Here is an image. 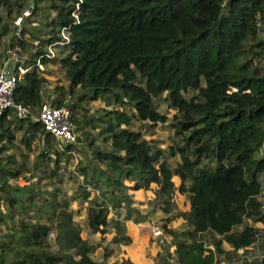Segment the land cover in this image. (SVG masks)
<instances>
[{"label":"trees","instance_id":"1","mask_svg":"<svg viewBox=\"0 0 264 264\" xmlns=\"http://www.w3.org/2000/svg\"><path fill=\"white\" fill-rule=\"evenodd\" d=\"M21 2L0 0V9L10 16ZM32 5L36 13L46 7L48 17L54 16L46 25L50 37L26 61L32 70L16 83L15 103L31 111L42 106L46 79L38 66L55 61L56 56H46L47 47L58 43L70 92H83L79 103L103 99L134 113L129 117L115 109L96 117L104 123L101 134L110 150L94 155L104 168L79 169L89 191L79 187L70 198L58 188L35 187L26 175L52 161L45 173L53 179L76 147L69 143L58 149L63 143L31 117L19 119L11 110L0 116V264H104L92 258L95 246L81 238L78 210L71 203L80 196L87 202L91 234L114 231L112 241L127 245L124 222L141 215L127 190L147 191L152 184L157 186L154 202L165 214L172 211L175 191L189 197L190 209L167 216L162 225L177 264H218L215 255L223 243L233 251L251 247L259 231L245 221L264 219L259 200L264 176V154L259 155L264 147V0H32ZM6 30L2 34L8 35ZM18 44L24 48L22 41ZM189 91L196 94L188 97ZM163 94L168 109L175 111L170 121L155 108V99ZM53 106L61 108L62 101ZM132 118L150 125L169 121L179 141L165 150L156 139L131 130ZM71 122L80 127L75 119ZM17 130L23 132L18 141ZM39 142L32 160L21 152L22 147L32 153V144ZM168 158H178L174 168ZM174 176L180 179L178 187ZM21 177L28 183L21 184ZM176 218L188 228L168 227ZM206 235L218 238L213 249L206 246ZM138 257L133 254L137 263ZM162 264L168 263L164 259ZM253 264H264V259Z\"/></svg>","mask_w":264,"mask_h":264},{"label":"rangeland","instance_id":"2","mask_svg":"<svg viewBox=\"0 0 264 264\" xmlns=\"http://www.w3.org/2000/svg\"><path fill=\"white\" fill-rule=\"evenodd\" d=\"M21 5L22 7H14L10 11V16H8V12H6L4 8L0 9V68L3 61L10 58L11 55L8 54L9 52L14 53V58L10 60L12 66L20 65L24 67L27 65L26 67H30L26 61L32 59L33 54L42 47V41L50 37V35L48 36V31H50V29H48L46 25L50 22L54 13L51 14V18L50 16L48 17L49 13L46 7L39 13H36L32 5V0H23ZM31 5L32 9L30 16L25 18L19 25H16L15 21L17 18L26 13ZM4 28H7L6 32L8 31V35L2 34ZM31 33L35 34L37 38L33 39ZM9 37L10 39H13L12 48L8 47ZM18 41L23 42L24 48L18 44ZM59 48L60 47L52 48L54 55L56 56L55 61L51 59L48 64L38 66L40 74L46 79L42 86L43 104L53 106L55 100H61V108H67L71 113V118L79 123L80 127L78 129L74 126L77 141L72 143L77 150H73L70 155H67L68 158L64 157V159H62L58 175L53 179H49V174L45 173L49 172V167L53 164L52 161L50 163L43 162L41 164V170L35 171L31 177H29V175H26V177L29 178V182L35 187H41L42 189L58 188L60 193L67 198H70L75 195L76 192L81 191V188L89 191L79 169L85 165L90 166L91 169L95 167L104 168L102 164L94 159V155L98 150H110L108 139L106 140L104 134H101L104 123L98 121L96 117L102 115L103 111L115 109L123 110L129 117H132L134 112L128 106L120 108L109 105L108 101L103 99L96 101L86 100L79 103V96L83 92L79 88H75L73 93L70 92L64 70L61 68L59 62L60 58L64 57V54L59 53ZM43 49H45L44 46ZM31 70L32 68H30V71ZM195 94V92L189 91L186 96L191 97ZM165 96L166 94H163L160 98L155 99V108L162 115L168 117L170 121L175 114V111L168 109L167 103L164 101ZM77 103L80 105H77ZM37 115V109L32 110L31 119L36 121ZM169 121L165 124L159 123L157 125H150L132 118L130 129L142 131L146 139H156L159 142V146L167 150L170 146L179 141V139L175 137L173 130L170 128ZM122 127H124V125ZM22 135L23 132H20L19 130L17 132V141ZM40 146L41 142L33 143L32 153H29L22 147L21 152L28 153L30 160H32L34 156L38 154V147ZM57 147L62 150L64 149V144L57 145ZM12 151L15 150H11L10 153H12ZM260 154H264V147L259 152V155ZM168 159L170 165L174 168L178 162V158ZM172 180L175 185H180V179L178 177L174 176ZM260 180L263 182L264 186V176L261 177ZM27 181L28 180L23 177L19 179L21 184H26L28 183ZM187 186H189V182L187 183ZM156 189L157 186L152 184L150 189L147 190L146 195H144L143 200H135L137 205L134 206L139 207L138 210L141 215L140 217L134 216L132 221L135 223L134 229L137 230V234L139 235V243L136 239L137 234L130 232V234L134 235V241H132L131 238L130 243L127 244V246L125 244H116L112 241L114 232L104 235H101L100 233L91 234L86 226L85 220V207L87 206V202H82L80 196L78 200L71 203V208L74 211L78 210V212L75 213V220L80 227L81 238L88 240L95 246L92 258L96 262L113 264L120 260H128L133 264H140L133 260V254L131 253V251L137 247V244H139L138 246H141L145 251V257L150 264H162L164 259L168 264H177L174 257V246L171 245L170 238L163 233L162 225L165 223V218L167 216L170 217L178 211L185 212L190 209L189 197L188 194H181L180 192L175 191L171 200L173 202L172 211L169 214H165L161 210V204L154 202V193ZM95 193L96 192H93V194ZM76 195H79V193ZM260 202L264 205V196L260 198ZM112 214L113 213H110L108 217H111ZM136 220H138V222H135ZM245 223L253 226L257 225L259 231L257 239H254L253 245L250 248L241 252L233 250L229 251L227 250L228 245L223 243L221 246L222 252L216 253L215 255V260L218 264H253L256 261L260 262L264 259V219L257 222L247 220ZM168 227L176 230H184L188 228L182 218L172 220L171 223L168 224ZM153 231H160L161 234L154 236ZM141 238L144 239V242H142L143 244L140 243ZM214 241H218V238L212 235H206L205 242L209 249L214 248ZM128 249H130L129 254ZM106 253H109L107 258L105 257Z\"/></svg>","mask_w":264,"mask_h":264},{"label":"built area","instance_id":"3","mask_svg":"<svg viewBox=\"0 0 264 264\" xmlns=\"http://www.w3.org/2000/svg\"><path fill=\"white\" fill-rule=\"evenodd\" d=\"M31 7L22 16H19L15 21L19 25L25 18L31 14ZM64 36V30L61 32ZM58 43H53L47 47V57L53 58V47ZM10 58L5 59L0 68V116L6 111L11 110L12 113L19 119L32 117V111L29 107L20 103H15L13 92L17 81L20 77L30 71L31 67H22L20 65L12 66L11 59L14 58V53L9 52ZM36 121L42 123L44 130L50 133L58 142L63 144L74 143L76 141L74 126L71 122V113L67 108H55L48 104H42L38 110ZM154 236L161 234L160 231H153Z\"/></svg>","mask_w":264,"mask_h":264},{"label":"crops","instance_id":"4","mask_svg":"<svg viewBox=\"0 0 264 264\" xmlns=\"http://www.w3.org/2000/svg\"><path fill=\"white\" fill-rule=\"evenodd\" d=\"M174 182V181H173ZM263 183V182H262ZM126 184L127 185H129V183L128 182H126ZM175 184V183H174ZM176 187H178L179 185H175ZM263 190H264V186H263ZM262 190V193H261V195H260V197H259V200H260V198H262L263 196H264V191ZM146 192L147 191H144V190H139V191H132V190H127V194L129 195V197L132 199V204H133V207H135L136 209H139V207H137V206H134V205H137L136 203H135V200H143V198H144V195H146ZM263 207H264V205H263ZM135 223L132 221V220H128V221H125L124 222V226H125V235L127 236V237H129L130 239L132 238V241H134V238H133V236L134 235H132V234H130V232H134L135 234H137V230L136 229H134V225ZM255 227H256V229H257V225H254ZM258 230V229H257ZM112 232V231H111ZM110 232V233H111ZM114 232V231H113ZM115 235V233H113V236ZM137 237H136V239L138 240V243H139V235L137 234L136 235ZM142 242H144V239H142L141 238V240H140V243L141 244H143ZM139 244H137V247H135L134 249H133V251H131V253L132 254H134V255H137V256H139L138 257V262L140 263V264H150L149 263V261L147 260V258L145 257V251L143 250V248L141 247V246H138ZM228 245V244H227ZM127 246V245H126ZM250 248V247H249ZM248 249V248H247ZM136 250L138 251V252H136ZM227 250H229V251H232L233 249L228 245L227 246ZM241 251H245V250H238V252H241ZM129 252H130V249H128V254H129ZM237 252V251H236ZM131 258V257H130ZM119 261V260H118ZM119 262H121V260L119 261Z\"/></svg>","mask_w":264,"mask_h":264}]
</instances>
